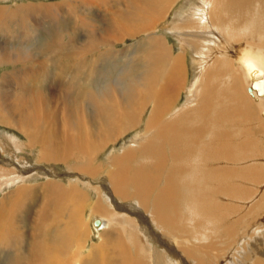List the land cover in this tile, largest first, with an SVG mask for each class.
Returning <instances> with one entry per match:
<instances>
[{
	"label": "bare ground",
	"instance_id": "bare-ground-1",
	"mask_svg": "<svg viewBox=\"0 0 264 264\" xmlns=\"http://www.w3.org/2000/svg\"><path fill=\"white\" fill-rule=\"evenodd\" d=\"M77 1L80 5L76 9L86 18H75L74 25L87 37L79 46L71 43L73 39L66 40L67 29L60 25L58 30L62 29L54 33L55 38L46 43L26 48L20 46L28 43L30 33L36 31L20 29L21 26H28L31 24L28 22L38 21V18L48 19L56 26L59 18L50 6L27 5L18 6L14 11L0 10V23L5 21L14 25L13 32L8 33L9 27L2 30L4 24H0V32H4L8 40L22 39L14 48L0 42V65L13 67L11 73L0 76V125L15 128L27 138L30 146L39 147L37 163L67 164L71 160L75 163L68 164V170L78 174L71 176L76 179L69 181L65 188L58 181L50 180L51 184L42 189L46 193L45 199L35 214L34 207L39 202L36 187L18 185L11 195L0 200V248L12 252V259L7 256L4 264H160V258L165 261V256L150 244L157 238L167 240L171 247L175 243V247H168L175 254L166 253L169 262L164 264H206L205 256L212 248L211 244L206 243L204 247L191 245L189 234L196 230L195 223L189 227L187 219L183 224L182 213L179 217L177 211L180 200L186 197L189 206L199 212L201 218L213 219L214 227L207 228L212 238H220L221 232L228 242L234 241L237 221L225 222L224 219L237 206L219 205L217 198L221 196L233 201L232 195L238 192L230 184L233 179L243 183L250 179L257 184L264 176V170L259 166L251 173L252 165H249L256 154L264 153V146L255 142L254 132L242 129L237 135L239 133L224 128L225 123L231 121L237 126L246 123L252 130L250 124L254 117L261 127L264 126V0H195L192 2L195 6L184 10L188 5L185 3L181 11L174 14L178 19L172 21V26L163 28V32H170L178 42L177 54L169 40L158 31L181 0H114L124 1L128 10L120 16L121 21L117 13L111 16V43L137 40L135 49L128 47L126 50L124 67L117 68L120 74L116 78L111 76L117 69L104 75L97 69L95 57H88L95 49L99 29L92 23V18L89 19V11L101 8L110 0ZM73 11L67 9L68 16ZM259 33L263 41L255 43L253 39ZM138 42L142 51L137 50ZM188 50L195 56L193 75L198 91L178 107V99L187 87L185 63ZM122 53L114 50V59ZM85 57L93 70L89 82L92 89L82 97L74 91L69 95L64 88L57 90L61 83L68 89L74 83L68 80V74L62 76L59 72L86 69ZM51 70L59 72L51 75L45 84L42 78ZM98 77L106 80L101 92L94 88ZM33 82L41 85L36 88L39 91L31 92L29 85ZM228 101L233 105H228ZM142 125V131L134 132L133 137L118 149V155L112 154L116 151L113 149L106 162L98 161L100 153ZM4 140L9 151L20 147L14 137L5 135ZM242 160H246L245 166L232 167ZM138 162L135 172L131 167ZM222 162L225 165H220ZM213 163L218 165L210 167ZM18 171L16 174L20 178L27 173ZM197 176L205 183L202 189H194L189 183V179L194 180ZM86 180H100L103 184L96 188L88 181L84 191L77 185ZM8 183L11 181L4 185ZM89 188L96 192L95 202L91 201ZM247 193L242 190L239 199H244ZM115 199L118 203H128L117 205ZM263 201L264 188L259 200L250 205L244 215L248 218L245 225H250L251 233L245 236L249 242L247 247L253 255H258L256 245L264 244L259 235H252L261 227L255 211L260 218L264 215ZM106 205L113 207L112 211L106 212ZM86 208L93 215L104 217L91 222L97 229H104L99 232L98 243L91 245L88 255L83 257V249L90 239V223L84 218ZM22 212L23 219L28 220L27 242L34 237V244L36 236L41 235L26 255L22 252L23 241H18L15 234L20 233L18 221ZM122 212L125 216L120 215ZM234 213L238 214V211ZM97 220L100 223L94 222ZM155 230L160 231V236ZM47 231L53 233L49 242L52 246L44 239ZM206 239L195 240L194 244ZM143 245L147 246L146 252ZM64 253L68 254L64 256ZM246 254L243 253L241 258L253 260L250 252ZM145 255L151 258V263L149 260L146 263ZM47 257L51 262L46 261ZM253 264H264V257L254 259Z\"/></svg>",
	"mask_w": 264,
	"mask_h": 264
},
{
	"label": "rangeland",
	"instance_id": "rangeland-1",
	"mask_svg": "<svg viewBox=\"0 0 264 264\" xmlns=\"http://www.w3.org/2000/svg\"><path fill=\"white\" fill-rule=\"evenodd\" d=\"M187 2H188V5H187V7H185L184 10H187L188 8H190L192 6H195L194 3H192V2H195V0H188V1L187 0H181L180 2H178L177 5L175 6V8L173 9V12L166 19L165 23L160 25V27H159L160 29L158 31L159 34H163L169 40L170 46L173 47V52L175 54H177L179 52L178 51V47H177L178 46V42L176 41V39L174 37H172L170 32L169 33L163 32V28H166L169 25L172 26V21L175 18L178 19L177 16L176 17L174 16V14L177 15L176 12L181 11V9L185 6V3H187ZM27 5H33V6L37 5L38 7H48V6H50L49 8H51L52 11H55L56 17L59 18V19H58V23H56V26L51 24L52 21L50 22V20H48V19L44 20V18L43 19H41V18L36 19L38 21H35V20L34 21H30L28 23H31V24L28 25V26H26V25H25V27L21 26L22 28L20 27V29L30 30L31 28H33V29H36V31L34 33H30V39H29L28 43H25V44L20 45V46H24L26 48V47L31 46V45L33 46V44L37 45V44L46 43V41H49L52 38H55L56 34H54V33H56L57 31H60L62 29V28H60V30H58L59 29L58 28L59 25H60V27L64 26L67 29V31L64 33V35L66 36V40L68 41V40H72L73 39L74 41L72 40L71 43H73L74 45L79 46L86 40L87 37H85L84 32L82 30H80V28H78V30H77V27L75 28V25H74V19L75 18L76 19L80 18V17L86 18L85 16H83L81 10H77L76 9V7H78V5H80L77 0H0V10L14 11L15 8H18V6L25 7ZM108 5H109V7H108ZM118 5H119V7H118ZM15 6H17V7H15ZM21 7H19V8H21ZM67 9L69 11H71V12L74 9L75 10L73 11L74 12L73 14L68 16ZM127 10H128L127 9V5H125L124 1L115 2L114 0H110V1H107L106 4L104 6H102L101 8H92L91 11H89L90 12L89 19L91 20V18H92V20H91L92 23L94 25L96 24L95 26L97 28H99V29L97 30V33H96V36H95V38H96L95 39L96 40L95 41V49L92 50L89 53L91 55V57L90 56H88V57L89 58L95 57V61L97 60V67H98L97 69L100 72L105 73L104 75L109 74L114 69L116 70L117 68L120 69V68L124 67V65H123L124 64V60H125V58L127 56L126 50L128 51V47H134V49L137 47L135 45L136 41H137L136 39H128L124 43H120L119 41L116 42V43H111V35H112L111 34V31H112L111 16L114 13H117L118 16H119V21H121L120 16H123L125 14V12H127ZM105 12H106V14H105ZM58 13H59L60 16L58 15ZM114 15H116V14H114ZM183 19H184V17L181 18L180 20H177V22H180ZM28 23H26V24H28ZM36 23H38V25ZM0 24L1 25L4 24L2 26V30H5L6 26H8L9 30H7V32L8 33H10L11 31L13 32V26L14 25L12 23H10V25H9L7 22L2 21ZM34 24H35V26H34ZM73 32H75V33H73ZM1 33L2 32H0V42L2 43V45L3 44L4 45H9L10 47L14 48L16 46V44L18 45V44L21 43L20 41H22V39H20L19 41H13V40H11V38L8 40V39H6L4 37V35H3L4 32L2 34ZM66 33H68L69 36ZM97 35H99V37ZM259 36L263 37L262 34L259 33V35L256 36L255 39H253V41L255 43H258L261 40L263 41V39L260 38ZM4 38L6 40H4ZM141 38H142V36H141ZM100 40L102 41V44H104V45L101 44ZM140 46H141V43L138 42V48L139 49H137V50L142 51V46L141 47ZM96 49H97V51H96ZM114 50L123 51V53L121 55H119V56H116L115 59H114V57H113V56H115L113 54ZM186 54H187L186 55V59L187 60H186V63H185V68H186L187 73H188L187 74V77H188V79H187V87H186L185 92L182 93L181 97L178 99V101H179L178 104H177L178 107H181V105L186 103V101H187L186 98L187 97H191L194 93H196L198 91V89L196 90V86L194 84L195 81H196V78H195V75H193L195 68L193 67V63L192 62H193V57H195V56H193V53L191 54V50L190 51L188 50ZM220 58H223V57L220 56ZM84 62L87 63V65H88L87 68L89 67L88 69L87 68L83 69V70H85L84 72H83V70H81L80 72H76L75 70H70V71L68 70L69 71V73H68L66 70H62L61 72H59V70H51V73H50V71L46 72L47 75H45V77L42 78V80H44V82L46 84L47 79H50L51 75L54 76L55 74H58L56 72H59V75H62V76L64 74H68V76H69L68 80L72 81V82L74 81V83H71L69 89H68L67 86H63V84L61 83V85L57 87V90H61L62 88H64L69 93V95L74 91V92H76L78 94L79 97H82L86 93H88L89 90L92 89V87L90 86L89 82H90V79L92 78L91 74L93 72V70H90L89 59L85 57L84 58ZM115 66H116V68H114ZM137 68H138V65H137ZM118 69L113 73V75L111 76L112 78L113 77L116 78L117 74L118 75L120 74V71H118ZM11 70H13V67L11 68L10 66L0 65V76L2 74H5L6 72L8 74ZM103 73H99V74L101 75ZM66 77H67V75H65V78ZM102 80L103 79H101L99 77L95 80L94 85H96V86L93 85L94 88L96 87L95 90H99L101 92V89L105 87L104 85L106 83V80L104 79L103 80L104 82ZM109 81H112V80H109ZM29 86L31 87L30 90L32 92V90H34V89L36 91H39V90H37L38 89L37 87L41 86V85L38 82H33ZM33 87H35V88H33ZM53 90H55V88H53ZM89 101H91V99L88 100V103H89ZM94 101H97L96 97H94ZM102 102L104 104L107 103L106 100H103ZM223 102L227 103V101H223ZM231 104L233 105V103L228 101V105H231ZM256 118L254 117V122L250 124V127L252 128V130L254 129L253 131L247 125H245L246 123L244 125H240L239 124L237 126V125H234L231 121H228L227 124L225 123L224 128L225 129L227 128V130H229V132H231V133L232 132L235 133V134L239 133L237 135H240L242 129H247L248 131L254 132L256 144L258 143L257 145L264 146V137H263L264 136V132L262 131L264 126L261 127V125L256 121ZM142 129H143V125L140 128H138L136 131L129 132L128 134L123 136L121 139H119L117 141V143L115 145H110L104 152L100 153V155L98 156V161L99 162H104V161L106 162L108 157H109V155H110V153H111V151L113 149H116V151L113 152L112 154H115V155L117 153L119 154L118 149H120L121 146L125 142L130 140L131 137H133V135L135 133H137L139 131H142ZM256 130H259V131H256ZM257 132H259L258 136H257V134H258ZM255 133H257V134H255ZM83 134H85V132H82V135ZM5 135L11 136L12 138L13 137L16 138L17 139L16 143L20 147L18 149H10V151H9V147H7L5 145L6 144L5 140H4V136ZM5 138L7 139V137H5ZM243 139H244V137H243ZM1 140H2V142H1ZM27 144H28V146H27ZM0 147H1L0 149L3 150L2 152H0V185H1L0 200H2V198L5 197V196L11 195V193L14 192V190L16 189V187L18 185L19 186L28 185V186H31V187H36L40 193L38 191L36 193L37 196H39V197H37V200H39V202L34 207L35 209L33 208L34 209V214L36 213L37 209H39L42 201L45 199L46 193H45V191L43 192L42 189H43V187H46V186L51 184L50 180L58 181V183H60L61 186H63L65 188V187L69 186V181L75 180L76 178H74V177L78 176L77 173L68 170L67 165L68 164L71 165V164L75 163L74 161H71V160H70V162L68 161L67 164L66 163H64V164H51V163H48L47 164V163H44L42 161L37 163L36 161H37V157H38L37 154L39 153V147L30 146L29 143H28L27 138L23 134L18 132L15 128H12L10 126L0 125ZM15 155L18 156L19 158L16 159L14 157ZM255 156L256 157H254L253 160L249 161L250 162L249 165H252L251 173H254L255 171H254L253 168H255V167L258 168V166L260 167V169L264 170V153H263V155H261L260 152H259ZM11 158H12V160H11ZM19 160H21L20 162L22 164H20ZM245 162H246V160H242L237 165H234L232 167H235V168L243 167L246 164ZM137 164H139V162L138 163H134V166L131 167L135 172L138 169L136 167ZM216 165H218V164H214L213 163V164H210L209 166L211 167V166H216ZM220 165L223 166L225 164L222 162ZM3 166H5V167L3 168ZM18 170H21V172H27V173L22 174L21 175L22 178H20L18 176V174H16V173L19 172ZM22 170H24V171H22ZM68 171H69V173H68ZM193 171L197 172V170H193ZM7 173H11V174H7ZM71 176H74V177H71ZM15 178H16V180H15ZM9 181H11V184L8 183V184L4 185L6 182H9ZM88 181L89 180L82 181L83 183L78 184L77 186L78 187L80 186L81 188H83L82 190L85 189L84 191H86L87 189H86L85 185L87 184ZM189 183L191 184V186L194 189H199V188L202 189L204 187V185H205L204 181H202L198 176L194 180H190L189 179ZM102 184H103V182L100 181V180H92L90 182V186H93V187H96V188H100ZM230 184L232 186H235V188L238 191V192H236L234 194V196L232 195L233 201L232 200L229 201L226 198L220 196L219 198H217L216 203L217 204L220 203L219 205H222V204L226 203V205H230L231 204L232 206L233 205L237 206L233 210H234V212L238 211V214L237 213L235 214L233 212L232 214H228L226 216V218L224 219L225 222H227V221L231 222L232 221V222L236 223V221H237L236 225L234 226V231L236 232V239L234 241L228 242L226 239H224L222 237L221 232H220V238H218V239L212 238L213 236L211 237V233H210L209 230H207V228L208 227H212V226L214 227V224L212 223L213 219L212 220H207V219L205 220V218H201L199 212L196 211L197 212V214H196V212L193 211L191 206H189V204H188L189 200H187L186 197L183 196L182 200H180V205H179V209H178L177 212L179 213V217H180V214L182 213V222H183V224L188 219L189 222H187V224L189 225V227H192V224H194V223H195L194 226H196V230L189 234V239H191V242H192L191 245H197V247H204L207 244H211V246H212V248L209 251H207L208 255L205 256V257H207V259H206L207 263L206 264H240L241 262H243V264H250V263L253 264V260L254 259L255 260H256V258L258 259V257L261 256V255H262V257H264V244L256 245L255 250L257 251L258 255H255V254L253 255V253L247 247L249 245V242H248V239L245 236H247L250 233V228H249L250 225H247V226L245 225V223L248 222V218L244 217V215L246 214V212L250 208V205H253L261 197L262 190L264 188V176H263L262 180H260L257 184L252 182L250 179H248L247 181H244V183H243L242 180L239 181L238 179H233L230 182ZM48 190L49 189H47L46 192ZM242 190H244L246 193L248 191V193H247V195H246V197L244 199H239V195H240V192ZM89 193H90V196H91V201L95 202L96 199H97V195L95 194L96 192L95 191H91L90 188H89ZM234 197H237L238 199H235ZM219 199H220V201H219ZM115 203L117 205H119V203H120V204H122V206H124L128 202H124L123 203V202L120 201L118 203V201H116V199H115ZM151 203L153 204V199L151 200ZM7 204L11 205L10 203H7ZM110 206H111V204H110ZM105 209H106V212H108V211H112L113 207H109L108 205H106ZM88 211H89L88 208H86L84 210V218L87 221L89 220V223H90V227H89V230H88V235L90 236V239H89V241H87L89 243H88V246H86V249H83V251H84L82 253L83 257L88 255V251L87 250L89 249V247L91 245L98 243L99 234L104 229V228L103 229L102 228L97 229L95 227V223H93L94 225L91 224V222L94 219H96V218L99 219V218H101L103 216H98V215L96 216L95 214L93 215V213L88 212ZM122 214H123V216H125L124 215L125 212L120 213V215H122ZM255 214L257 215V218L259 220V223L261 224L260 225L261 227L256 229L258 231L255 230L254 231L255 234L253 233L252 235H254V236L259 235L261 237L260 238V242L264 243V215H262L261 218H260L259 213L257 211H255ZM21 215H22L21 216L22 218L18 221V225L21 228L20 229V233L16 232L15 234H16V238H17L18 241H20V242L23 241L22 242L23 243L22 247H24V248H23L22 252L26 255V253L29 252L30 246L32 247L33 245H35V243H37V241L39 240L41 235L36 236L37 239L34 242V244H33V241L35 240L34 237H31L30 241L33 240L32 243L30 241H29L30 243L27 242L28 240H26V239H28V237H29V228H28V225H27L28 220L26 219V221H25V219H23V212L21 213ZM127 216H128V213H127ZM237 218H239V219H237ZM94 222L100 223L98 220L94 221ZM25 224L27 225L26 227H25ZM158 231L159 230H155V232L158 233V234H156V233L155 234L160 236L159 235L160 231L159 232ZM199 232H201L200 236H198ZM205 232L208 233V236H204ZM244 233H245V235H244ZM27 235H28V237H27ZM52 235H53V233L51 231L50 232L47 231L46 235L44 234L45 241L48 242V243L51 242L52 237H53ZM203 237H207V239L205 241L201 242V243L194 244L196 242L195 240L202 241ZM160 239L161 238H157V239H155L154 243L150 242V244L152 246H154L156 249L158 248L160 254L163 252L161 255L165 256V258H164L165 261H163V259L160 258L161 259L160 260L161 261L160 264H162V262L164 264V262H167V261L169 262V258L167 257L166 253H170V254L172 253V256H173V254H175V251L170 252V250L168 249V247H171V245H169V242L167 240H160ZM26 243H28L29 245L26 244ZM48 245L52 246L53 243H49ZM173 246L175 247V243L174 242H173L171 248H173ZM143 247H144V245H143ZM160 247H162L163 249L160 248ZM146 249H147V246L144 247V251L145 252H146ZM68 251L71 252V249L69 248ZM204 251L205 250H203V252ZM72 252H73V250H72ZM249 252H250V254L252 253L251 255L253 257V260H249V259L247 260V257L243 258V259L241 258V255L243 253H244L245 256H247L246 253H249ZM67 254L68 253H64V256L67 255ZM0 256H1L0 257L1 258L0 259V264H2V263L4 264L8 260V258H9V260L12 259V258H10V257H12V252L9 251V250L2 251L1 248H0ZM7 256H8V258H7ZM70 256H71V254H70ZM205 257H203V258L205 259ZM145 258H147V259H145V261L147 260L146 263H148V260L151 263L152 260H150L151 258L149 259L148 255H145ZM46 261L47 262H51L49 260V257L46 258ZM209 261H211V262H209ZM192 264H194V263H192Z\"/></svg>",
	"mask_w": 264,
	"mask_h": 264
}]
</instances>
